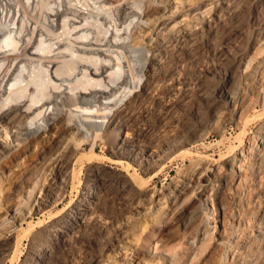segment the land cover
Instances as JSON below:
<instances>
[{
	"label": "bare ground",
	"instance_id": "6f19581e",
	"mask_svg": "<svg viewBox=\"0 0 264 264\" xmlns=\"http://www.w3.org/2000/svg\"><path fill=\"white\" fill-rule=\"evenodd\" d=\"M51 1L0 0V175L7 181H15L18 187L14 193L16 200L14 206L6 213L0 211V263L12 251L13 246L10 238L16 233L18 224L11 223V220L17 219V223L21 220V225H23L26 218L29 217L32 219L29 223L33 222L34 217L31 213L35 205H40L38 196L35 195L36 188L38 187V190L41 186L39 177L42 175H40L42 170L40 169L46 163L53 161L56 166L52 169L54 177H59L64 184H67L70 180L71 166H74V163L82 156L89 155L88 157H90L92 153L95 154L98 137L107 138V143L113 146L109 148L113 155L109 159L110 162L124 168L131 169L132 163L140 166L153 164L163 161L167 157V149L161 148L156 143L152 144L154 138L139 144L138 137L141 133L136 128L131 129L130 127L133 125L129 127L131 118L143 106L144 95L150 97L153 92L159 89L158 82L161 73L159 70H155L154 64L158 61L162 47L167 45V39H200V35L196 31L199 28L198 25L201 24V27L206 25L210 30L212 28L211 13L214 12L217 17H220V13H222V11L219 13V10L212 9L214 3H217L216 0H202L199 4H194L191 11L183 13H180L181 6L176 0L168 3V6L152 0H126L127 5L122 8H116L114 4L110 3V0H100L101 6L95 5L98 9L96 13L103 14V10H111V7L114 6L117 11L115 19L112 17L108 21L105 17V21H108L107 23L113 28L108 26L102 30L105 31L102 40L98 38L100 36H97V33L93 34L95 30L92 29L93 25L90 23L93 20L89 19L94 16L92 11L80 7L78 2H76L78 6H75L73 2L66 3V0H55V5L52 6ZM232 1L227 0L225 2L227 7L223 10L231 11L233 2H238V0ZM57 2H59L58 5H56ZM72 3L73 5H71ZM159 8L162 10L160 11ZM176 11L179 12V15L174 17ZM208 14L209 16H207ZM43 15L44 19L42 20ZM110 15L112 16V14ZM187 19L189 21L184 22ZM190 19H194V22H191ZM154 21L158 23L155 32V39H158V42L153 49H146V47L142 49L140 47L142 40L139 38L144 37L145 32L151 30L150 25ZM118 23L119 25L125 24L121 26L123 29L118 27ZM40 32L42 33L40 34ZM109 32L110 36H108ZM45 33L50 36V39L45 37ZM229 39L238 38L231 36ZM254 39H260V41H254L251 50L243 52L237 60L239 65H247V68L250 69L246 71L245 77L255 76L256 72L251 74V70H256L254 69L255 63L252 65V62L256 59L254 52L257 54L264 52V28L258 32ZM150 40L152 41L153 38ZM140 57H143V62L140 61L142 60L139 59ZM262 59L264 60V57ZM261 61L258 60L259 63ZM208 71L212 72V70ZM144 74L148 75L146 81L143 80ZM223 74V81L217 94L227 96L233 105L237 106L236 104L241 99V97L239 98L241 87L239 88L238 84L229 85L233 78L231 71L225 70ZM260 83L263 84L264 81ZM261 91L263 92V85ZM128 95L131 96L127 100ZM125 98L128 104H123L124 107L119 106ZM244 106H241L240 115L247 107ZM217 113L215 112V116ZM260 128L263 129V126ZM110 129L115 132L112 133L115 134L113 139L108 133ZM31 134H36V136L29 139ZM204 136L205 134L202 133L201 139ZM261 138L259 147H257L258 141L257 148L254 146L256 149L243 146L241 157L229 158L224 163L229 165L226 172L220 173L216 169L207 168L204 176L202 169L195 174V179L203 178L205 181L204 184L202 183L203 188L201 189V197L205 201H203V206L206 205L208 199L209 186L212 188L215 182L220 181L219 185H215L217 186L215 187V196L219 207L217 212L226 216L227 204L230 202L232 206L231 226L244 228L240 232H236L238 229L235 232L232 229L230 236H226L230 241L228 243H232L231 247L234 246L228 264H264V257L255 251V248L264 246L258 244L259 246L256 247L258 241L264 242V206L258 210L256 208L260 198L264 196V139ZM44 143L54 145L53 154L43 155L44 157L38 158L34 164L25 168L22 160L28 157L37 145ZM164 143L176 146L174 141L165 140ZM87 145H92L90 154H86L88 153ZM229 147L230 150L231 148L235 149L234 146L230 145ZM98 166L90 168L96 177L94 180L102 178L99 169L101 167ZM152 167L147 166L145 173H148ZM44 174L43 176L48 175ZM248 175L253 178V181H250L251 184H248ZM46 178L48 179L47 176ZM181 178L175 182L173 190H170L172 192L167 195L170 202L175 203L176 200L183 201L187 198V186L191 185L190 181L194 178L191 176L185 179ZM132 181L130 183L127 180V183H130V187L136 188V184ZM39 184L40 186H38ZM130 187L127 185L126 190ZM228 191L231 194L230 201L227 196ZM88 197L95 204L94 206L90 205L87 199H83L69 213V222L56 223L55 230L59 234V243L63 245L64 250L72 239L69 232L83 231L87 227L100 225L98 230L108 233L106 222L100 219L95 208L98 205L97 193L91 189L88 192ZM145 197H148V201H150L148 206L144 204L133 207V213H139L141 209H145L147 212H150L151 209L153 211L155 209L157 213L166 212L164 195L153 192ZM262 202H260L261 205ZM202 209L201 206L199 210ZM28 213L29 216H27ZM197 213L198 211L194 215ZM210 216L207 213L205 220L207 225L204 230H201L200 227V232L194 230L195 233L192 235L194 241L190 247V255H188L189 260L190 257L192 260H190L191 262L187 260L184 264H193V262L195 264L193 259L199 257V254H203L209 248V242L214 235V230L212 231L210 226ZM131 217L123 216L127 225L132 224ZM116 229L122 230L120 224ZM217 233L224 241V232L218 231ZM39 239L38 246H40ZM196 242L197 246H195ZM139 246L134 239L124 240L121 237L112 257L107 254L109 258L93 260L89 264H134V259L139 261L138 264L140 262L152 264L140 257L141 247ZM178 254L174 252L171 255V263L177 262L178 264V260L182 259V257L178 258L181 255ZM60 260V256L54 255L51 249L43 244L36 251H32L29 259L25 260L23 264H58ZM75 262L78 263L77 260ZM157 264H160L159 261Z\"/></svg>",
	"mask_w": 264,
	"mask_h": 264
},
{
	"label": "rangeland",
	"instance_id": "374dc122",
	"mask_svg": "<svg viewBox=\"0 0 264 264\" xmlns=\"http://www.w3.org/2000/svg\"><path fill=\"white\" fill-rule=\"evenodd\" d=\"M54 1H51L52 6L55 5ZM152 1L167 5L175 0ZM176 1L181 6L179 8L180 13H183L191 11V7L196 3L199 4L202 0ZM216 1L217 3H214L212 9L219 10V13L222 11L223 15L220 13V17H223H217L212 12V21H210L212 28L210 30L207 29L208 26L203 25L201 27V24H199V28L196 31L199 33L200 39H167V45L162 47L158 55V61L154 64L155 70H159L161 73L158 82L159 89L153 92L150 97L144 95L143 106L135 112L130 121L129 127L133 125L130 128H136L141 133L138 137L139 144L154 138L152 144L156 143L161 148L167 149V157L163 161L155 162L156 165L155 163L146 164V167L153 166L148 173H145V166L135 163H132L131 169L124 168L110 162L109 159L113 155H111L109 148L113 146L107 143V138H103V140L98 137L96 141L98 147L95 154L92 153L90 155L91 158L88 157L89 155L82 156L74 163V166H71L70 180L67 184H64L59 177H54L55 175L52 172V169L56 167L54 162L46 163L43 166L44 168L41 167L40 169L42 170V173H40L42 178L39 177L41 186L39 184L38 186L40 187L38 190L37 187L35 192L40 205H35L31 213L34 217L33 222L29 223L32 220L29 217L26 218L23 225H21V220L18 223L15 218L11 220V223L18 224L16 233L10 238L14 248L12 247L11 253L0 264H23L25 260L29 259L31 252L36 251L43 244L47 245L54 255L61 257L58 264H89L93 260H105L108 256L112 257L116 250L117 242L121 240V237L124 240L127 238L134 239L141 247L140 257L152 264H157L158 261L160 264H173L174 262L171 263V255L174 252L179 253L178 255L181 254L178 258L182 257V259L178 260V264H184L187 260L189 262L192 260V257L189 260L188 256L194 241L192 235L195 233V229L199 232L200 228L201 230L205 229L207 213L211 215L210 226L212 231L214 230V235H212L213 238L209 242L208 251L206 250L203 254H199V257L197 256L193 260L195 264H228L234 246L232 245L231 247L232 243H228L230 241H228L227 237L230 236L232 229H234V232L237 229L236 232H240L244 228L231 226L230 213H232V206L229 202V197H231L229 191L227 192L229 200H227V203H229L227 204L226 216L217 212L219 207L215 196V187H217L215 185H219L220 181L215 182L212 188L209 186L208 199L206 205L203 206L204 200L201 197V189L203 188L202 183L204 184L205 181H203V178L195 179V174L202 169L204 171L202 175L204 176L207 168L216 169L220 173L226 172L229 165L224 163L229 158L241 157V149L243 150L244 147L250 146L256 149L262 140L261 137L264 139V60L262 59L264 52L258 54L254 52L256 56L253 54L256 59L252 62V65L255 63L254 69L256 70H251V74L256 72L254 74L255 78L252 75H250L251 77H245L246 71L250 69L247 68V65H239L237 61L243 52L251 50L254 41H260V39L254 38L264 28V0H238V2H233V0L234 5L231 11L223 10L227 7L225 3L227 0ZM71 2L75 6L80 5V7L82 6L94 13L95 17L91 16L89 18L91 19L90 21L93 20L90 23H92V29L95 31H92L94 35L97 33V36H100L98 38L102 40L105 32L102 30H105L108 26L111 27L107 23L108 19L111 20L112 17L115 19L117 17L116 8H122L127 5L126 0H110V3L114 4L116 8L114 6L113 8L111 7V10H103V14H98L96 12L98 11L97 7L101 6L100 0H66V3ZM95 5L98 6L96 7ZM162 8H159L160 11ZM178 13L177 11L174 12V17H177ZM105 17L108 21H105ZM186 21H189V19L184 22ZM190 21L194 22V19H190ZM122 25L124 26L125 24L121 23L119 25L118 23L120 29ZM156 25L158 26L157 21L152 22L150 25L151 30H148L147 33L145 32L146 35L144 37L141 36L139 38L142 40V45L140 46L142 49H145L144 47L153 49L157 44L158 39H155ZM42 32L44 33V30ZM45 35V37L50 39L47 33ZM108 36H110V32ZM231 36L238 39H229ZM150 38H153V40L151 41ZM235 43L238 45H234ZM142 58L140 57L139 59ZM258 60H262V63H259ZM140 61L143 62L144 60ZM256 63L258 64L257 66ZM207 68L212 70V72L208 71ZM224 69L231 71L233 75L229 85L238 84L240 85L239 88L241 87L239 89V98L241 97V99L236 104L237 106H234L227 96L217 94L223 81ZM147 77L148 75L144 74L143 80L146 81ZM262 85L263 92L261 91ZM130 96L126 97L127 100ZM126 98L122 100L119 106L124 107V105L128 104ZM241 106L248 107L244 108V112L241 113L242 116L240 115ZM215 112H218L217 115H219L215 116ZM260 126H263V129ZM113 132V129L108 131L112 139L115 137V134H112ZM202 133L205 134L203 139H201ZM35 136L36 134H31L29 139H33ZM256 137L258 138L256 139ZM165 140L176 142V146L167 145L164 143ZM257 141L258 146L256 147ZM254 143L255 145H253ZM230 145L231 147L234 146L235 149L231 148L230 150ZM37 146L36 150L34 149L28 157L22 160L25 168L34 164L38 158L49 156L55 151L54 145L50 143ZM91 146H86V151L88 152L86 154L91 153ZM199 161L200 163H198ZM130 162L132 161L130 160ZM97 165L101 167L99 169L102 178L94 180L96 177L91 169ZM185 176L194 178V180L190 181L191 185L187 186L188 188L186 187L187 198L185 197L186 199L183 201L176 200L175 203L170 202L167 195L172 192L170 190H173L175 182L181 177L185 179ZM248 176V184H251L253 178L250 175ZM45 179H47L46 182ZM126 179L130 183L132 179H135L132 182L136 184V188L134 186L130 187V183H127ZM127 185L130 188L126 190ZM41 187L43 188L41 189ZM17 189L15 181H7L0 175V211L6 213L14 206L16 201L14 193ZM91 189L97 193L98 205L95 208L97 214L100 215V219L106 222L108 233L100 232L98 230L100 225L87 227L83 231L75 230L74 232H69L72 239L64 250L63 245L59 243V234L55 230L56 223L62 222V224H65L69 222V213L83 199H87L90 205L94 206L95 204L88 197V192ZM54 192L59 195H55ZM153 192L164 195V201H166L164 209H166V212L157 213L155 209L147 212L145 209H141V212L133 213V207L144 204L148 206L147 204L150 201L145 196H149ZM261 198L260 202H262L264 196ZM260 202L257 204V210L264 206V200L262 205ZM258 205L261 206L258 207ZM201 206L203 209L200 211ZM194 210L198 211L196 215H194L196 212ZM124 215L132 216V224L127 225L126 220L123 219ZM27 216H29V213ZM115 224L116 228L120 224L122 230L118 231L115 228ZM246 228L248 229V227ZM218 231L224 232V241L218 235ZM37 238H40V246H38ZM263 243L258 241L256 247L258 244L264 245ZM195 246H197V242ZM259 247L255 248V251L264 257V246L260 249ZM107 254L109 255L107 256ZM135 260L133 263L138 264L139 261ZM140 264H145V262H140ZM174 264H177V262Z\"/></svg>",
	"mask_w": 264,
	"mask_h": 264
}]
</instances>
